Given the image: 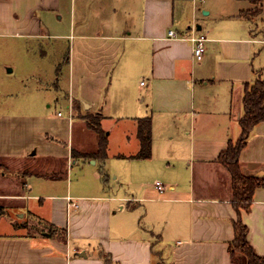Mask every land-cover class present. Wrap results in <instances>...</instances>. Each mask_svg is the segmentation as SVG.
I'll return each instance as SVG.
<instances>
[{"label": "crops", "instance_id": "1", "mask_svg": "<svg viewBox=\"0 0 264 264\" xmlns=\"http://www.w3.org/2000/svg\"><path fill=\"white\" fill-rule=\"evenodd\" d=\"M67 1L69 33L59 24ZM76 1L0 0V39L66 40L69 82L67 119L41 107L19 113L24 110L9 106L15 92L1 95L0 89V184L5 179L14 190L0 191V202L16 204L20 218L27 211L56 229L38 234L28 221L9 222L0 230V264H244L243 255L230 250L237 220L247 227L254 252L264 256V120L239 152L242 173L263 180L247 208L233 200L231 175L218 161L242 132L245 84L264 80V0L254 15L250 0H224L219 7L210 0H201L204 6L198 0H98L103 11L94 16L111 19L101 28L82 23L75 33V15L87 11L89 0H78L79 8ZM207 15L241 21L204 28ZM170 29L179 37L168 36ZM193 30L206 37L200 60L184 38ZM108 78L112 99L102 104ZM118 109L124 113L117 115ZM96 117L105 156L97 153L101 136L89 127ZM146 117L150 156L138 158V125ZM105 119L122 129L123 150L111 152ZM111 155L128 164L120 181L106 172ZM86 162L98 165L93 185L80 180L72 189L69 170ZM61 183L65 188L56 194L42 191ZM45 199L54 200L49 215L29 209L31 201Z\"/></svg>", "mask_w": 264, "mask_h": 264}, {"label": "rangeland", "instance_id": "2", "mask_svg": "<svg viewBox=\"0 0 264 264\" xmlns=\"http://www.w3.org/2000/svg\"><path fill=\"white\" fill-rule=\"evenodd\" d=\"M213 6L219 7V3L224 0H210ZM245 1L244 3H246ZM196 3L205 5V3L198 0ZM76 6L79 8L80 2L76 1ZM86 9L81 12V15L76 13L75 15V33L81 31L82 23H87L91 25V27H100L102 26L107 20H110L111 17L105 16V14H101V23L99 24L100 18L95 17V10L103 11V2L98 0H89ZM106 11V10H105ZM256 5L251 8L250 13L254 15L256 13ZM63 19L59 18L60 26L63 27L61 31L65 33L71 32L70 24H69V15H70V1H67L66 7L62 8L60 11ZM118 15V14H117ZM200 15V14H199ZM201 16V15H200ZM119 18L121 17L118 16ZM203 17V16H202ZM200 17V18H202ZM205 20L203 25L206 28L208 25H222L223 22H227L232 19V22L238 23L241 20L237 18H226V17H217L214 18L212 15H207L203 17ZM245 18V17H244ZM227 20V21H225ZM250 24L251 21H249ZM258 24L260 23L259 19H256ZM101 28V27H100ZM100 28H93L94 30H99L103 33V29ZM93 32V31H92ZM35 40L32 41H23L21 39H15L10 36L1 37L0 39V89L3 93L1 95L9 94L10 92H15L14 98L16 103L10 104L9 106H17L24 111H19V113H28L31 110H34V113H37L40 110V107L46 114H51L52 116L57 117V112L60 111L62 114L61 118H68L69 115V107H68V76L67 72L64 71L63 62L65 57L67 56V52H65V47L68 46L66 40L61 39L60 37H50L45 38L41 43H34ZM261 47V45H260ZM61 69L60 72H56L57 67ZM8 68H11V71L8 72ZM136 82L134 78L132 80V84H139V81L143 78H136ZM41 81V82H38ZM76 82L74 83V88L76 87ZM110 80L105 82L104 88L101 92L99 101L102 104H110V92L114 89V86L110 87ZM115 83H113L114 85ZM133 84V85H134ZM136 84V85H137ZM74 91V90H73ZM56 93L55 95H52ZM49 95L50 99L45 100V97ZM52 95V96H50ZM123 93H120L122 97ZM18 96V98L16 97ZM119 96V95H118ZM56 97L57 100H54ZM119 97V98H121ZM5 99V96H3ZM72 98V97H71ZM46 101V103H43ZM50 104V106H47ZM5 105V100H4ZM108 107V105H105ZM105 107V111L107 109ZM24 108V109H23ZM104 111V112H105ZM124 112L120 111L119 109L116 111V114L120 115ZM23 116L20 114V117ZM77 118V117H76ZM75 118V119H76ZM76 121L75 123H77ZM103 123L104 129L106 132L111 131L108 134V140L110 141V150L111 152L123 150L122 148V141L124 137V133L121 128H117L112 120L105 119L101 121ZM78 124L74 125V132L77 133L78 131ZM74 133V138H75ZM131 142V141H130ZM91 142L89 143V145ZM128 143L127 145H129ZM119 149V150H117ZM126 150V148H125ZM112 156V155H111ZM113 159L110 161L108 160V164L111 165V168L106 169V172L113 177L118 174V181H120L119 177L122 175L128 168V164L126 161L122 160L121 158L118 159L115 156H112ZM91 162V160H90ZM92 163V162H91ZM106 164L105 166L107 167ZM98 166V165H97ZM97 166L95 164H88L86 163H76L73 164L71 170H69L71 182H72V189L75 187H80L78 181L81 180L83 183L82 186L84 187H91L92 182L94 183L92 170H94ZM83 175V176H81ZM63 179V178H61ZM4 183H7L5 179H3ZM0 184V191L9 192L14 191L13 188L9 184ZM119 185L117 184L116 187ZM123 186V185H122ZM64 190V186L61 183V187L55 189L54 187H45L42 189L45 193H57L60 192L59 190ZM128 187H126L127 191ZM37 191V190H35ZM74 191V190H73ZM123 191V190H122ZM62 192V191H61ZM35 193V192H33ZM129 193V191H128ZM3 202V201H2ZM0 202V230L6 231V227L9 222L16 221V222H24L28 221L33 224L35 228V232L42 233L45 232H55L56 229L54 227H50L51 225L48 224L45 220H38L31 216L27 211L24 214V217H21L23 213L21 209H16V204H6ZM35 202V203H34ZM54 200L52 199H45L44 204H38L37 200L31 201L29 203V209H34L35 211H39L42 215H49L50 204L52 205ZM38 212V213H39Z\"/></svg>", "mask_w": 264, "mask_h": 264}, {"label": "trees", "instance_id": "3", "mask_svg": "<svg viewBox=\"0 0 264 264\" xmlns=\"http://www.w3.org/2000/svg\"><path fill=\"white\" fill-rule=\"evenodd\" d=\"M250 1L256 5V11H258L262 0ZM242 105L244 113L239 119L242 128L240 137L235 143H230L219 154L218 161L226 167L231 175L233 200L237 203V206L247 208L251 202L254 189L262 185L263 180L242 173L239 165V152L246 143L251 128L264 120V80L257 79L251 84H245ZM150 126L149 117L140 119L138 125L140 149L136 153L138 158L150 156ZM89 127L101 136L97 153L105 156L106 139L103 131L99 128L98 117L95 118V121L89 122ZM234 228L235 238L230 244L231 252H240L244 257V264H264V256L257 255L247 241V227L240 220H237Z\"/></svg>", "mask_w": 264, "mask_h": 264}, {"label": "built area", "instance_id": "4", "mask_svg": "<svg viewBox=\"0 0 264 264\" xmlns=\"http://www.w3.org/2000/svg\"><path fill=\"white\" fill-rule=\"evenodd\" d=\"M167 34L168 36L174 38L179 37L178 34L173 29L168 30ZM184 38L188 39L192 43L193 55L196 60H200L203 57L205 51V43H204L206 40L205 35L198 31L196 32L195 30H193L189 35L185 36ZM58 114H60V112H58ZM155 186L160 192H163L164 185L160 181H156ZM72 205H75V203H72Z\"/></svg>", "mask_w": 264, "mask_h": 264}, {"label": "water", "instance_id": "5", "mask_svg": "<svg viewBox=\"0 0 264 264\" xmlns=\"http://www.w3.org/2000/svg\"><path fill=\"white\" fill-rule=\"evenodd\" d=\"M8 70H10V68H8Z\"/></svg>", "mask_w": 264, "mask_h": 264}]
</instances>
